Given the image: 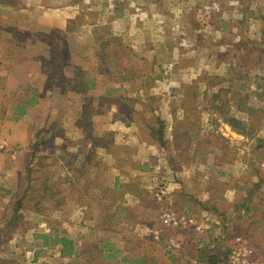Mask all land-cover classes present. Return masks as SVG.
Segmentation results:
<instances>
[{
	"label": "rangeland",
	"instance_id": "rangeland-1",
	"mask_svg": "<svg viewBox=\"0 0 264 264\" xmlns=\"http://www.w3.org/2000/svg\"><path fill=\"white\" fill-rule=\"evenodd\" d=\"M38 1L0 0V145L5 147L0 150V155L6 158V161L0 162V182L4 180L10 183V178H14V187L4 184L9 189H0V204L3 203L0 207V264L30 262L34 253L32 235L40 231L51 233L59 228V232L67 238L79 233L77 243L80 246L86 236V227L81 225L85 214H76L79 208L74 206L71 197L80 195L82 184L87 179L90 180V194L95 197L106 194L105 188L112 185L115 177L111 176L107 162L103 161L106 152L116 156L131 152L128 146H123L124 143L118 145L116 135L125 131L123 128L120 131L119 127L132 129V124L139 123L143 125L142 136L150 139L147 124L160 130L161 119L165 123L174 119L175 123L179 117L185 119L179 131L187 132L185 135L191 137L195 134L191 135L189 129L198 128L200 122L208 120L203 133H209L210 140L208 144L202 141L199 147L220 148L227 153L225 161L234 160L248 167L249 185L246 194L245 187L242 193L250 200L251 211L238 231L248 240L256 261L264 264V22L260 19L264 15V0H232L234 4L230 0H159L157 14L159 18L167 16L170 23L167 29H163L165 33H159L157 45L150 42L151 29L148 30L150 34L143 37H149V42L143 47L144 51L137 50L138 53L135 49L117 45L118 42L126 45L117 28H94L92 32L81 28L74 37L69 38V42L54 33L45 37L42 34L28 35L25 32L27 23L18 10ZM241 6L243 12L236 13ZM247 8L248 11L244 12ZM219 9H222V15ZM240 15L245 16L243 27L236 32L233 43L234 36L230 30L236 19L241 18ZM95 19L93 14L83 11L75 23H90ZM22 34L26 40H23ZM134 36L132 32L128 39ZM59 38L66 43L64 54L67 63L72 65L66 69L68 77L72 79L78 72H87L84 77H98L101 88L98 93L88 91L80 94L72 89L71 83L65 92L62 88L48 91L50 97L45 100L49 111L48 123L45 125L42 120L40 108L29 131L30 135H34L31 153L22 165L17 162L21 148L13 143L14 130L7 127L9 123L17 124L26 115L15 119L13 106L25 94L30 95L32 88H36V94H40L39 89L47 77L32 74L42 70V59L50 58L52 47L39 44L46 40L55 45ZM80 38L82 42H79ZM106 41H111V45H104ZM150 50L156 58L152 59L148 54ZM73 53L76 54L74 62L70 61ZM30 59L33 61L29 62ZM109 60H113V64ZM120 66L146 74L139 77L135 76V72L130 76L131 80H126L124 76H115L114 71ZM104 71L111 74L104 76ZM110 80L115 86L111 90L108 88ZM80 81L75 83L76 87L84 85ZM174 83H178L181 89H190L183 92L177 88L172 94L162 91L164 85ZM183 94L186 95L182 97ZM190 119L194 122L191 127L188 124ZM74 121L78 130L67 131L65 125L68 127ZM119 121L123 124L120 125ZM46 128L48 130L45 131ZM64 129L69 134L74 132L72 139L59 137ZM230 130L236 135L230 134ZM210 131L219 132L222 136H213ZM37 144L40 145L34 150L33 145ZM180 145L181 149L176 151L181 160L192 162L193 158L186 152L187 144L183 141ZM165 148H171V144ZM173 149H176L174 143ZM135 159L127 163L133 164ZM147 160L150 161V158ZM139 168L143 169V166L139 165ZM83 172H87V175ZM93 174L96 175L93 177ZM145 174L149 184H154L157 193L153 195H156L161 206L167 181L150 171ZM74 180L77 190L71 186ZM45 186L48 192H44ZM23 195L26 196L23 208L17 214L21 218L10 222L14 204ZM44 196L52 198L42 200ZM54 200L60 202L56 204ZM99 207V216L103 217L102 213L107 211L104 205ZM167 213H172V210L162 207V237L159 240L154 238L152 230L153 239L165 251L170 250L168 244L174 238L164 236L163 230L172 231V226L163 218ZM22 229H27L25 236L21 233L11 236ZM102 237L98 233L97 238ZM19 242H29L30 246H24V249L15 247ZM85 257L83 255L79 259V264H84ZM72 262L75 264V261Z\"/></svg>",
	"mask_w": 264,
	"mask_h": 264
},
{
	"label": "crops",
	"instance_id": "crops-1",
	"mask_svg": "<svg viewBox=\"0 0 264 264\" xmlns=\"http://www.w3.org/2000/svg\"><path fill=\"white\" fill-rule=\"evenodd\" d=\"M158 1L119 0L117 3L116 0H40L34 4L30 2L28 7L18 11L27 23L25 32L28 35L42 34L45 37V35L54 33L69 42V38L74 37L76 31L81 28L88 32H92L91 30L94 28L107 30L117 28V33L126 44L123 45V43L118 42L117 45L120 48H130L135 49L136 52L137 50L143 52V47L149 42L148 38L151 37L150 42L157 45L159 33H165L163 29H167L170 23L167 16L166 18H159L157 14L159 11ZM230 2L234 4L232 0ZM242 7L237 8L236 13H242ZM262 10L264 12V8ZM83 11L93 14L96 19L90 23L75 24L72 26L73 29L68 31V29L70 30V23L80 18ZM247 11L248 8L244 10V12ZM219 14L222 15V9H219ZM244 17L242 15L241 18L236 19L237 21L232 25L231 30L229 27L234 36L233 43L237 36L236 32H239V29L243 27ZM255 19H257L256 16ZM260 19L264 22V15L260 16ZM150 29L151 34L150 31L147 33ZM132 32L135 36L130 40L128 35L130 34L131 37ZM149 34V37H143V35ZM79 42H82V38ZM110 42L106 41L104 45H111ZM39 45H45L46 48L50 46L46 40H43ZM148 52L152 59L156 58L152 50ZM71 55L70 61L74 62V55L76 54ZM41 56L39 58L44 57ZM70 66L72 67V65ZM74 67L77 68V66ZM129 71L132 75L137 72ZM86 73L83 75H87ZM34 74L45 76L43 69L32 75ZM105 74L111 73L105 72L104 76ZM135 74V76H143L146 73L138 71ZM88 79L95 80V85L87 89L86 93L88 91L98 93L101 88L100 79L95 76ZM45 84L46 82L39 89L40 97L37 104L28 109L26 116L20 122L17 124L9 123L7 127L14 130L13 143L19 144L21 148L17 162L22 165L31 153L30 145L34 135H30L29 131L34 123V116L38 114L40 108H42V120L45 121V125L48 123L49 111L45 100L49 99L50 96ZM175 84L164 85L162 91L172 94L176 92L177 88L178 91L183 92L190 89V87L181 89L178 83ZM139 86L142 87V85ZM36 87L38 88V86ZM108 88L110 90L115 88L111 80ZM72 89L77 91L74 87ZM185 95L183 94L182 97ZM184 120V118L179 117L175 123L174 119L165 123V120L161 119V130L147 124L146 127L148 126L147 129L150 131L147 134L150 139H145L142 136L141 133L144 131L141 130V126L143 127V125L139 123L132 124V129L120 126L119 130L121 131L123 128L125 133L116 135L119 138L116 139L118 145L124 143L123 146L126 148L128 146L131 152L122 156L111 155L106 152L103 161L107 162L108 171L112 172L111 176H115L112 185L105 188L106 194L95 197L90 194L89 190L84 196L71 197V201L74 200V206L79 208L76 214L79 212L85 214V219L81 225L86 227L84 228L86 236L80 242V246L77 243L80 237L79 233L72 238L65 237L73 242L74 247L71 255H64V248L60 243L55 246H45L46 236L50 239L64 238L63 234L59 232V228H55L51 233L44 231L34 233L31 240L32 252L34 253L31 261L27 264H74L72 261L79 264L78 261L80 258L82 259L83 255L86 256L83 258L84 264H160L161 261H165L167 264H223L231 245L236 237L241 235L238 229L240 230L246 222L251 211L250 200L245 195L249 185L248 167L239 165L234 160H232L233 162L231 160L225 161L224 157L227 156V153L220 148L199 147L202 141L209 143V133L207 135L203 133L208 120L200 122L198 128L189 129L191 135L195 134L194 137L185 135L187 132L184 134L179 131L181 124L185 122ZM219 122L221 123V119ZM192 123L194 122L190 119L188 121L189 127L192 126ZM122 124L120 122V125ZM76 127V121L68 127L65 125L67 131L78 130ZM226 128L229 130V127L226 126ZM65 129L59 137L63 140H67L68 137L72 139L71 135L74 132L69 134L66 133ZM210 132L213 136H222L219 132ZM229 132L236 135L231 130ZM80 137L82 136L80 135ZM183 141L187 144L186 152L190 153L193 158L192 162H183L176 151L178 148L181 149L180 144L181 142L183 144ZM169 143L171 148H165ZM173 143L176 144V149H173ZM135 157L137 158L135 159ZM149 158L150 161L147 160ZM132 159H135L134 163L128 164L127 162ZM4 160L6 161V158L0 155V162L2 163ZM139 165H142L143 169H140ZM146 171H150L155 176L159 175L167 181V191L163 201L160 202L161 206H159L156 195H153L154 192L157 193L156 189L153 188L154 184L150 185L146 180ZM95 175L93 174V177ZM250 180L254 182L253 179ZM9 182L2 180L0 189L14 187L13 177L10 178ZM4 184H9V187ZM244 187L245 194L242 193ZM43 200L49 201L50 199ZM54 202L57 204L60 201L54 200ZM65 203L68 204L67 201ZM100 205H104V210L107 211L102 213L103 217L99 216ZM2 206L3 203L0 204V207ZM162 207L172 210L176 216L182 218V223L178 227L171 225L172 231L163 230L165 237H174L171 239L179 244L178 249L165 251L163 246L152 237V230L158 229L160 231L162 228L160 223ZM13 215L10 216V220ZM26 230H18V233H13L11 236H18L19 233L25 236ZM98 233L102 234L103 237L97 238ZM24 246L29 248V242L27 244H20L19 242L15 247L24 249Z\"/></svg>",
	"mask_w": 264,
	"mask_h": 264
},
{
	"label": "trees",
	"instance_id": "trees-1",
	"mask_svg": "<svg viewBox=\"0 0 264 264\" xmlns=\"http://www.w3.org/2000/svg\"><path fill=\"white\" fill-rule=\"evenodd\" d=\"M76 21H72L70 23V30L68 29V31H71L73 29L72 26H75ZM18 37V36H16ZM23 40H26V36L24 37V35L22 34ZM43 37V35H42ZM56 40V39H55ZM58 42L53 45L52 43H50V46L52 47V51H51V56L49 58V60L43 59L42 61V69H43V74L45 75V77H47L46 80V84L45 87L48 91H52L54 89L57 88H62V91L65 92L67 90V88L69 87V85L71 83H73V87L76 88V92L80 93V94H86L87 89H90L91 87H94L95 85V80L93 79H86L83 75V73L78 72L77 74H75L73 76L72 79H70V77H68V73H67V68L70 66L67 63V57L65 56L64 52L66 51V43L64 42V40L62 38L57 39ZM109 62V61H108ZM112 62V63H111ZM110 64H113V60H110ZM122 65V64H121ZM116 69H118L116 72L114 71L115 76H124L126 80H131L132 73L128 70V68L126 67H116ZM128 75V76H127ZM140 77V76H139ZM135 78V77H134ZM79 80L82 81V83L84 85H80L79 87L75 86V83H77ZM80 81V82H81ZM80 84V83H79ZM37 89L36 88H32V91L29 94H25V96L22 98L21 101H17L14 106H13V110L14 113L13 115L16 117L15 119H18L19 117H22L24 115H26L27 110L32 107L33 105H35L38 102V99L40 97V94H36ZM13 118V116L11 117ZM235 128V127H233ZM162 128H160L161 130ZM40 144L37 145H33L34 150H36L35 148H37ZM77 173H79V171L77 170ZM86 173L87 172H83ZM85 174H80L79 176H82ZM77 177V176H76ZM75 177V179H76ZM90 180L87 179L83 184V188L82 190L79 191V197L80 196H84L85 193H88L90 190ZM72 187L74 190H77V183L76 180L71 181ZM44 192H48V187L45 186L44 187ZM24 198H26L25 195L18 197L17 201L14 204V209H13V218L10 220V222H13L16 218H19L21 215L18 214V212L23 208V201ZM51 199V197H42L43 199ZM62 244L63 248H64V255H71L73 252V242L64 238H57V239H50V237L46 236L45 237V246H55L57 244Z\"/></svg>",
	"mask_w": 264,
	"mask_h": 264
},
{
	"label": "built area",
	"instance_id": "built-area-1",
	"mask_svg": "<svg viewBox=\"0 0 264 264\" xmlns=\"http://www.w3.org/2000/svg\"><path fill=\"white\" fill-rule=\"evenodd\" d=\"M4 145H0V150H4ZM166 223L178 227L182 223V218L176 216L173 212L163 216ZM192 223V221H189ZM155 239L159 240L162 237V232L159 230L153 231ZM169 249H178L179 244L175 240L169 241ZM223 264H259L253 255V250L250 247L248 240L243 236L236 237L234 243L230 247V251L225 257Z\"/></svg>",
	"mask_w": 264,
	"mask_h": 264
}]
</instances>
